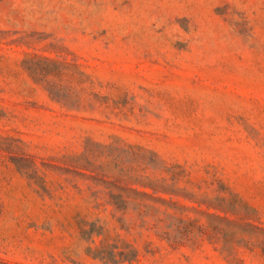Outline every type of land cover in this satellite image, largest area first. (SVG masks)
Returning a JSON list of instances; mask_svg holds the SVG:
<instances>
[{"label": "rangeland", "instance_id": "rangeland-1", "mask_svg": "<svg viewBox=\"0 0 264 264\" xmlns=\"http://www.w3.org/2000/svg\"><path fill=\"white\" fill-rule=\"evenodd\" d=\"M0 264H264V0H0Z\"/></svg>", "mask_w": 264, "mask_h": 264}]
</instances>
